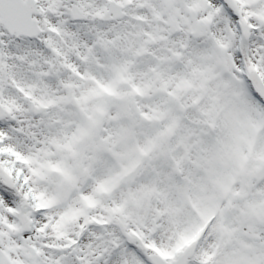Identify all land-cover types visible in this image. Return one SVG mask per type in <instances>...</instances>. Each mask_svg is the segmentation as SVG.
I'll return each mask as SVG.
<instances>
[{
    "label": "snow or ice",
    "instance_id": "obj_1",
    "mask_svg": "<svg viewBox=\"0 0 264 264\" xmlns=\"http://www.w3.org/2000/svg\"><path fill=\"white\" fill-rule=\"evenodd\" d=\"M0 264H264V0H0Z\"/></svg>",
    "mask_w": 264,
    "mask_h": 264
}]
</instances>
